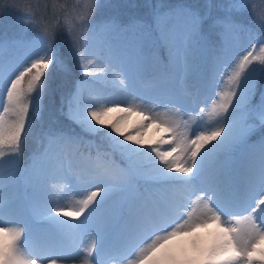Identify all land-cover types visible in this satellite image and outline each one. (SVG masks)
Wrapping results in <instances>:
<instances>
[{
  "label": "snow or ice",
  "instance_id": "6c2138e0",
  "mask_svg": "<svg viewBox=\"0 0 264 264\" xmlns=\"http://www.w3.org/2000/svg\"><path fill=\"white\" fill-rule=\"evenodd\" d=\"M97 7L99 0H90L84 11L63 19L70 36L85 30L83 41L75 40L85 79L67 98V118L107 141L95 155L85 159L81 153L80 163L72 162L83 143L80 135L53 127L40 138L31 164H19L42 110L47 74L60 63L59 18L41 34L10 42L18 53L14 58L0 54V264H264V93L255 102L257 77L264 78V27L253 32L237 18L246 0H229L228 14L208 25L223 40L213 46L203 76L186 82L182 94H160L154 81L141 87L139 78L154 59L152 24H94L89 14ZM253 11L264 26V8ZM24 15L33 25L35 13ZM155 19L169 56L182 57L189 69L208 17L178 6ZM171 19L181 23L170 26ZM119 27L134 37L128 47L97 46L100 34ZM244 34L248 44L235 50L233 38ZM4 48L0 39V53ZM213 78L217 84L223 79L218 100L200 106L182 130L179 117L195 111ZM93 81H110L125 99L86 90ZM157 108L172 116L152 115ZM198 121L200 130L193 128ZM148 128L166 135L142 138ZM257 131L258 147L249 144ZM164 144L171 147L162 150ZM238 151L247 160L243 167L236 165ZM141 181L160 194L104 207ZM69 191L79 198L62 203ZM209 225L213 230L206 237L193 235Z\"/></svg>",
  "mask_w": 264,
  "mask_h": 264
},
{
  "label": "trees",
  "instance_id": "16d2710c",
  "mask_svg": "<svg viewBox=\"0 0 264 264\" xmlns=\"http://www.w3.org/2000/svg\"><path fill=\"white\" fill-rule=\"evenodd\" d=\"M228 5L229 0H99V7L89 14V19L94 24L115 22L121 26L135 21L150 22L153 28L154 59L150 66L139 74L141 87L147 81H154L153 87L155 89L160 88L163 94H167L170 91L182 94L186 82L194 83L203 76L213 46L223 40L221 34L215 31L210 32L208 25L216 17L227 15ZM89 6L90 0H0V39L5 42V48L0 54L5 59H12L18 55L14 48L8 46L10 42L41 34L45 24L51 25L57 18L60 20V25L55 32V49L60 63L52 67L47 74V88L41 101L42 110L37 118L32 121L31 129L26 137L24 151L19 160L21 169L31 164L33 153L39 148L40 138L49 128L54 127L65 131H73L80 135L83 143L80 146V153L73 152L72 154V162L74 164L80 163L82 159L81 153L83 158L86 159L89 152L95 155L98 148L105 149L107 147V141L102 134L93 136L82 132L66 115L67 98L76 84L85 79L79 66L77 49L80 48V45L75 43L77 36L83 41L85 30L77 28L76 33L70 36L64 30L63 19L66 13L74 15L84 11ZM178 6L195 9L208 17L204 29L205 39L202 41L201 48L193 53L189 69L185 68L182 57L179 60H175L169 56L168 47L163 39L160 38L161 25L157 24L155 19L157 14L167 13L170 9ZM254 8H264V0H246V7L238 13L237 18L249 25L251 30L258 34L264 26L257 19L256 13L253 11ZM26 12L35 13L36 20L31 26L26 23L24 15ZM180 23L181 21L176 19L170 20V26H177ZM133 39L134 37L131 33L126 32L123 27H119L110 33L100 34L97 37V46L103 43L105 50L109 47L123 49L128 47ZM233 40L235 50H241L248 44L246 34L234 37ZM176 69L180 71L177 76H175ZM88 79L91 80L92 78ZM215 84V78H213L200 96L199 103L196 106H204L206 102L208 107H210L213 99L218 100V97L213 98L214 96L212 95ZM84 87L86 90L90 88L103 89L105 94L111 99H125L110 81H93ZM262 93H264V78L257 77L256 103H259ZM205 119L207 118L205 117ZM165 135L163 132L148 128L144 130L142 138L155 140ZM259 140L260 132L257 131L249 141V144L258 147ZM170 147L171 145L164 144L162 150H167ZM235 159L237 167H243L247 163L245 156L239 151ZM72 192L74 191H69L64 199ZM142 193L159 195L160 190L152 188L141 181L133 184L131 189L125 193L114 197L104 207L107 208L118 201L131 200ZM210 230H213V227ZM207 232L208 230L201 228L194 235L199 233L201 237H206Z\"/></svg>",
  "mask_w": 264,
  "mask_h": 264
},
{
  "label": "rangeland",
  "instance_id": "374dc122",
  "mask_svg": "<svg viewBox=\"0 0 264 264\" xmlns=\"http://www.w3.org/2000/svg\"><path fill=\"white\" fill-rule=\"evenodd\" d=\"M223 85V79H220L219 80V83L217 84L216 83V87H215V91H214V94L216 95V92L220 91L221 90V86ZM157 92L161 93L160 90L156 89ZM158 113H166V115L168 116H172V113L170 112H166V109L164 108H157L154 110V112L152 113V115H157ZM196 113L195 112H191V111H187L184 113V115H182L181 117H179L180 121H181V129L182 130H187V129H184V125H183V122L184 121H189L191 122V118L193 116H195ZM172 118H176V117H172ZM198 127H199V123L197 122L196 125H193V128L198 130ZM191 135V132L189 133ZM79 196L78 195H75V193H71L67 196V199H63L62 200V203H65V204H72L74 202L75 199H78ZM194 235V234H193ZM46 263V262H45ZM68 263H72L71 260L68 261Z\"/></svg>",
  "mask_w": 264,
  "mask_h": 264
}]
</instances>
